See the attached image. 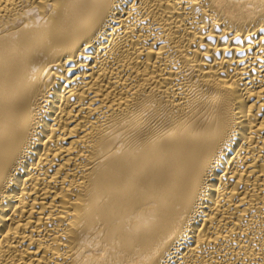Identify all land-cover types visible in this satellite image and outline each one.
<instances>
[{
  "label": "bare ground",
  "instance_id": "6f19581e",
  "mask_svg": "<svg viewBox=\"0 0 264 264\" xmlns=\"http://www.w3.org/2000/svg\"><path fill=\"white\" fill-rule=\"evenodd\" d=\"M0 264H264V0H0Z\"/></svg>",
  "mask_w": 264,
  "mask_h": 264
}]
</instances>
